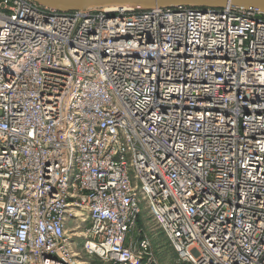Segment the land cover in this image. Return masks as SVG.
I'll list each match as a JSON object with an SVG mask.
<instances>
[{
	"label": "built area",
	"instance_id": "obj_1",
	"mask_svg": "<svg viewBox=\"0 0 264 264\" xmlns=\"http://www.w3.org/2000/svg\"><path fill=\"white\" fill-rule=\"evenodd\" d=\"M144 208L176 264H264V13L0 0V264H158Z\"/></svg>",
	"mask_w": 264,
	"mask_h": 264
},
{
	"label": "water",
	"instance_id": "obj_2",
	"mask_svg": "<svg viewBox=\"0 0 264 264\" xmlns=\"http://www.w3.org/2000/svg\"><path fill=\"white\" fill-rule=\"evenodd\" d=\"M61 11L87 10L101 7L128 6L140 9L192 6L222 8L233 6L256 9L264 13V0H35Z\"/></svg>",
	"mask_w": 264,
	"mask_h": 264
},
{
	"label": "rangeland",
	"instance_id": "obj_3",
	"mask_svg": "<svg viewBox=\"0 0 264 264\" xmlns=\"http://www.w3.org/2000/svg\"><path fill=\"white\" fill-rule=\"evenodd\" d=\"M147 213L148 210L144 208L142 214L143 219L141 222L144 223L143 226L147 230V234L151 239L158 264H176L177 253L175 252L165 233L159 228V225L153 220L151 216H147ZM88 222L89 221L82 223V221H80L83 227L88 226ZM69 229L72 231V241L76 244L78 250V248H80L87 240L86 236L81 233L83 228H78L77 222L71 218L69 220ZM77 259L82 261L81 264H110L100 260L95 256L87 255L83 252L80 254V256H78Z\"/></svg>",
	"mask_w": 264,
	"mask_h": 264
},
{
	"label": "bare ground",
	"instance_id": "obj_4",
	"mask_svg": "<svg viewBox=\"0 0 264 264\" xmlns=\"http://www.w3.org/2000/svg\"><path fill=\"white\" fill-rule=\"evenodd\" d=\"M88 250L92 254L91 256L98 257V256H102V254H103V252L100 248L94 247L93 245L89 246ZM96 252H98L99 255H96L97 254Z\"/></svg>",
	"mask_w": 264,
	"mask_h": 264
}]
</instances>
